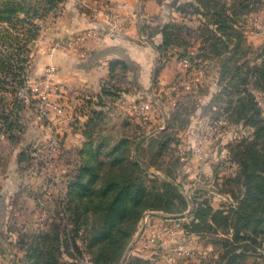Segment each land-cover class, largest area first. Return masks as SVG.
Here are the masks:
<instances>
[{"label": "rangeland", "instance_id": "rangeland-1", "mask_svg": "<svg viewBox=\"0 0 264 264\" xmlns=\"http://www.w3.org/2000/svg\"><path fill=\"white\" fill-rule=\"evenodd\" d=\"M14 1L20 2L27 11L26 16L32 17L33 23L38 27L36 36L28 40V30L32 26L28 27L25 20L21 21L26 16L21 13L17 17L6 15L3 18L6 13L0 15V145L1 137L5 135L3 117L7 116L8 123L16 124L15 130L20 135L15 142L9 141L20 152L16 167L19 192L6 198L5 206H8L4 209L6 214L3 213L5 220L0 218V221L7 222L3 227V223L0 225V247L5 252V259L1 260L0 257V264H228L232 260L233 264H264V223L259 227L261 234L248 230L250 236L247 239L235 238L232 227L227 230L217 228L215 232L206 228L199 232H189L183 228L191 220L194 202L208 204L209 191L228 194L232 201V208L226 210L229 211L238 205L241 190H244V186L236 182L233 176L239 173L241 167L237 152L243 148L242 141L245 138H253V128L237 120L233 109L238 104L236 96L237 90L241 89L242 78L247 76L243 62L253 66L264 58V0H250L252 4L241 8L236 6L241 0H214L217 8L224 5L225 14L231 16L232 12L236 13L233 31H226L229 33L228 37L235 34V40L232 38V42L226 49H222L219 56L213 55L210 48L203 45L208 42L209 36L226 40L223 31L217 30L213 22V11L200 16L191 14L192 10L189 9L190 15L163 16L161 20L154 18L153 21L156 22L148 28V35H153L156 30L159 32L168 23L175 24L178 28L173 31L170 46L158 54L157 67L160 69L168 63L173 66L174 84L165 89L166 94L160 100H152L164 114L165 129L147 139L143 138V145L135 150L137 158L148 166V175L141 176L146 191L150 193L142 198L147 200L144 209H148H143L140 213L136 228L123 250L116 249L117 253L111 259L102 257L101 262H96L99 240L94 239L105 232H111L107 237L115 242V230L124 222L117 219V213L110 214L107 210L112 205L116 189L101 199L100 195H94L100 194L104 181L94 182L89 189L91 192L83 197L74 188L75 194L69 199L68 207L67 203L63 206L57 201L56 196L46 198V190L49 188L47 184L52 187V180L48 182L47 179L42 186L44 192L34 196L36 182L41 181L38 176L45 178L48 172H56L54 184L61 187L64 172L69 167L72 169L76 162L75 155L60 154L62 135L55 134L50 129L48 136H45L46 133L41 134V137L45 136L42 139H34L32 135L37 123L59 128L70 125L74 129V124L79 122L72 114L74 110L71 112L66 105L69 100L61 97L64 95L62 88L52 79L55 69L49 74L48 81L46 70L51 67H43L38 73L39 68L35 63V54L40 43L44 42V38H41L42 31L46 32V27L51 26L48 16H57L67 0H57L52 7L46 0ZM183 2L202 5L206 0H169L166 13L176 7L180 8ZM0 8L3 6L0 5ZM33 10L36 14L32 13ZM201 11L204 12L205 9ZM220 13L221 16L225 15ZM238 41L242 42L244 50L230 60L232 48ZM200 48L201 52L198 50ZM235 69L237 76L232 83H236L238 89L234 88L232 94L227 83L232 81L231 74ZM126 73L125 70H117L115 83H123ZM253 81L254 78L249 76L246 85L242 87L253 95L260 117L264 119V91L256 89ZM53 86L55 89H52ZM42 95L48 98L50 104L63 105L61 113L56 114L51 106L45 105L41 100ZM109 99L106 96L103 102L106 108L111 109L114 106ZM144 103L146 102L140 104ZM147 104L150 105L149 119L143 121L136 115L144 125H149L153 117L152 103ZM42 110L48 115L40 116ZM116 114V117L95 119L93 136L96 135L99 142L107 140L109 144H117L124 138L129 141H134V138L138 142L140 136L131 137V132L133 129L139 132L141 125L133 121L132 116ZM125 122L130 125L124 126ZM60 131L62 132L61 129ZM215 136L220 137L222 142L210 148V137ZM51 139H55L59 147L55 149L54 155L46 147ZM76 140L74 136L70 138V143ZM126 148L125 154L128 153V157L131 154L130 145ZM203 148H208L207 155L212 160V166L217 164V150L220 152L218 174L216 179L203 175L201 185L195 186L191 171L183 172L182 167L186 160L200 158ZM1 155L0 148V171L10 172L14 159L7 160ZM50 155H53L51 165ZM87 159L94 161L90 152ZM46 168H49L48 172ZM92 174L94 173L88 174L87 179ZM175 184L181 185L178 192L182 196H190L188 210L182 214L175 212L182 207L179 198L175 197ZM158 191L160 194L167 191L173 196L172 201L168 197H162V202V198L157 197ZM56 192L55 190V194ZM92 198L94 200L89 203ZM219 200L223 201L218 199L215 202ZM38 206L41 210L37 209ZM60 212L62 217L68 218L64 229L59 227L64 224ZM152 236H157L155 242L148 243V238Z\"/></svg>", "mask_w": 264, "mask_h": 264}, {"label": "crops", "instance_id": "crops-1", "mask_svg": "<svg viewBox=\"0 0 264 264\" xmlns=\"http://www.w3.org/2000/svg\"><path fill=\"white\" fill-rule=\"evenodd\" d=\"M168 3L169 0H67L57 16H48L51 26L46 27V32L42 31L41 38H44V42L40 43L41 45L38 44L35 63L39 68L38 73L42 71L43 67L49 66L55 69L52 79L62 88L64 95L61 97L69 100L66 105L71 112L74 110L72 114L79 122L74 124V129L70 125H62L63 128H59L49 124L37 123L34 126V134H32L34 139L38 137V139H42L49 135L47 134L48 129L53 130L55 134L62 135L60 137V154L75 155L87 141L84 134L90 129L91 122L87 123L88 119L91 118L90 110H102L100 120L103 117H116V113L132 116L133 121L141 125V129L139 132L133 129L131 137L138 135L142 139H147L165 129L164 114L159 111L152 100H160L166 94L165 89L174 84V67L168 63L157 69L158 52L156 46L161 43V34L156 30L153 35H148L147 30L156 22L153 21L154 18L161 20L163 16H180L175 9L166 13ZM108 15L117 16L120 21L124 22L123 29L113 37L105 34L106 16ZM84 31L95 32L98 36L84 38L75 45L69 43ZM122 62L128 66V69L126 78H123V83L118 84L115 83V75L112 76L110 68L112 63L118 66ZM106 83L113 84L121 90L117 92V97L108 96L110 97L109 100L113 101L114 107L111 109L103 107L105 106L103 99L106 98V95L102 93L101 89ZM143 102L152 103L153 117L149 121V125L142 124L136 116L135 107ZM123 125L128 126L130 124L125 122ZM44 133L46 135L41 137V134ZM74 136L77 140L70 143V138ZM1 138L0 148L3 155L1 157H5L7 160L9 158L14 159L10 172L3 173L0 171V216H3V213L6 214L4 209L8 206H5L6 198L19 192L16 167L20 152H18L17 146H13L5 135ZM221 142L220 137H210V148H214ZM208 148H203V155L200 158L188 159L182 167L183 172L191 171V177L194 176L195 178L193 184L195 186L201 185L203 175L212 176L213 179L217 178L220 152L217 150V164L212 166L210 164L212 160L207 155ZM69 160L70 158L67 162ZM69 169L70 167L66 172ZM46 170L48 172L49 168ZM37 171L41 172V170ZM55 176L56 172H48L45 178L38 176L37 178H40L41 181L36 182L38 191L35 190L34 196L44 192L42 186L47 179L48 182L52 180V183L50 182L52 187L50 188L47 184L49 188L46 190V194H48L46 198L63 196L65 192L64 181L67 179V175L64 172L61 187L54 184ZM55 190L57 191L56 194ZM209 194L208 205L212 211L222 210L225 212L232 208L231 197L228 194L215 191H209ZM185 198L189 199L190 196ZM218 199L223 201L220 202L219 200L216 203L215 201ZM37 209L41 210L39 206ZM0 218L2 219L4 216ZM0 222V225L3 223L2 227L7 223L3 220ZM166 223L172 225L169 222ZM2 227L0 226V228ZM0 252L1 260H4L3 248Z\"/></svg>", "mask_w": 264, "mask_h": 264}, {"label": "trees", "instance_id": "trees-1", "mask_svg": "<svg viewBox=\"0 0 264 264\" xmlns=\"http://www.w3.org/2000/svg\"><path fill=\"white\" fill-rule=\"evenodd\" d=\"M55 1L57 0H46V3L52 7ZM250 4H252L250 0H241L236 6L241 8ZM0 5L3 6V8H0V15L6 13L3 18H5L6 15L17 17L21 13L24 16L27 15V11L21 6L20 2L14 0H7L4 2L0 0ZM216 5L217 3L214 0H206L202 5L199 3L183 2L180 8H175V11L179 13L180 16L190 15L188 14L189 9L192 10L191 14H199L200 16H205L210 11H213V15H215L212 16L214 18L213 22L217 26V30L223 31V37L226 36V40L222 37L209 36L208 42L201 44L205 47L208 46L207 48H210V52L213 55L219 56L222 49H226L227 45L232 42V38L235 40V37H233L235 34L228 37L229 33L226 31H233L232 24L234 21L233 18L236 17V13L232 12L231 16H229L225 14L224 5L218 8ZM203 8L205 9L204 12L201 11ZM220 12H223L222 14L225 15H219L221 14ZM32 13L36 14V11L33 10ZM24 20L28 27L32 26V29L34 27L33 30H31V28L28 30L29 36L27 39L32 40L36 36L38 26H35L30 16L21 19L23 22ZM177 28L175 24L168 23L159 31L161 34V43L156 46L158 54H161L163 50L170 46L172 41L171 36L173 37V31ZM243 47L242 42L238 41L232 48L230 60L239 51L244 50ZM198 50L200 52L202 51L201 48ZM243 65L247 70V76L242 78L241 85H246L248 77L252 76L254 78V87L264 91V58L259 64L250 66L248 62H243ZM110 69L112 76H114L116 70L120 69L127 71L128 66L123 62L119 63L118 66L112 63ZM236 76L237 72L235 69L231 74L232 81L227 83L231 93L234 88L238 89V85L232 83L235 82L234 79ZM112 78L114 79V77ZM242 86L240 90H237L236 102L238 104L233 109V112L237 120L242 121L245 126L253 128V138L249 140L245 138L242 141L244 142L243 148L239 149L237 152L241 167L239 173L234 175L233 179L241 184V186H244V190H241V198L238 205L233 210L225 212L222 210L212 211L206 202H194L191 211V220L188 225L183 226L185 231L199 232L206 228L215 232L217 228L227 230L228 227H232L235 238L240 237L242 239H247L250 236V233L247 232L248 230L253 231L254 234H261L262 232L259 227L260 224L264 223V119L260 117L253 95ZM229 90L227 91L228 93ZM101 91L106 96L117 97V92L121 90L113 84L106 83L102 86ZM242 94L243 96H240ZM101 112L102 110H90L91 118L88 119L87 123L89 124L91 122V125L90 129L84 134L87 141L84 143L83 147L75 153V166L65 172L67 179L64 181V195L56 197V200L62 203L63 206L65 203H67L68 206V203H70L69 199L75 194L74 188L77 189L78 195L83 197L87 195L86 193L91 192L89 189H91L90 187L91 185L93 186L94 182L104 181L102 184L104 186H102L100 194H93L94 196L100 195L99 197H101V199L105 195L110 194L111 190L116 189L115 198L112 205L107 210L110 211V214L117 213V219L124 222L115 230L113 235V237H115V242L107 237L108 233L111 232H105L94 239L95 241L99 240V256L96 262H101L102 257H106L107 260L111 259V256L117 253L116 249L118 248V251L123 250L122 248L127 245L130 236L136 228L140 213L148 209H144L147 200H143L142 198L150 195L144 187V180L141 178V176L148 175V166L137 158L135 151L139 150L140 145L142 146V138H139L138 142L135 139L134 141H129L124 138L117 142V144H109L107 140H101L99 142L98 137L96 135L95 137L93 136V128L95 126L94 120L100 119ZM3 120L4 134L9 141L15 142V140L20 137L18 131L15 130L16 124L11 122L8 123L7 116L3 117ZM127 145H130L131 149V154L128 157V153L125 154ZM89 152L94 158L92 162L87 159ZM92 172L94 174L87 179V175ZM123 174L126 175L123 176ZM174 188L178 192V190H181V185L175 184ZM177 192L175 197L179 198L182 207L175 212L177 214H182L188 209L190 201ZM157 197H160V199L162 197H168L170 199L169 201H172L171 197L173 196L171 194L169 195L167 191L164 194H160L158 191ZM93 200L94 198H92L89 203H92ZM163 201L162 198V202ZM129 203H131V205H129ZM159 209L163 208L159 207ZM60 214L62 223L64 224L59 225V227L64 229L65 221L68 220V218L62 217L61 212ZM56 237H59L58 234H56ZM233 262L234 260L229 261L228 264H233Z\"/></svg>", "mask_w": 264, "mask_h": 264}, {"label": "built area", "instance_id": "built-area-1", "mask_svg": "<svg viewBox=\"0 0 264 264\" xmlns=\"http://www.w3.org/2000/svg\"><path fill=\"white\" fill-rule=\"evenodd\" d=\"M106 35L113 37L116 33L120 32L123 27H124V22L120 21L118 19L117 16H113V15H108L106 16ZM97 33L95 32H91V31H84L81 33L80 36H78L77 38H74L73 40H71L69 43H72L73 45L77 44L79 42V40H82L84 38H95L97 37ZM48 72V74L46 75V79H50L49 74L54 72V68H48L46 70ZM49 81V80H48ZM47 82V81H46ZM52 89H55V86H53ZM41 95V94H40ZM41 100L45 103V105L51 106V110H53L56 114H60L61 110H63V105L60 104H50L48 102V98H46L45 95L41 96ZM135 110L138 114V116L143 120V121H147L149 119V111H150V105L147 103L144 104H140L138 106L135 107ZM46 114L48 115V113H46L45 111H41L40 112V116H46ZM46 147H48V149L50 150V153L53 154L55 152V149L59 148L58 147V143L55 139H51L49 144L46 145ZM54 155V154H53ZM50 155V165L52 164V156ZM157 236H152L151 238H148V243H154L156 240ZM159 238V236H158ZM0 257H1V252H0Z\"/></svg>", "mask_w": 264, "mask_h": 264}]
</instances>
